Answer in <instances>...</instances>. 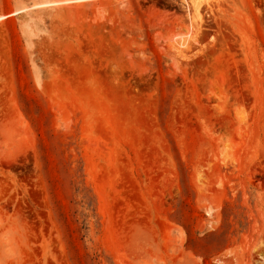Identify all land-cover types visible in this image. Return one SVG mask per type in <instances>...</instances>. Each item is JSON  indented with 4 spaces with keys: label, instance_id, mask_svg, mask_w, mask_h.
<instances>
[{
    "label": "rangeland",
    "instance_id": "374dc122",
    "mask_svg": "<svg viewBox=\"0 0 264 264\" xmlns=\"http://www.w3.org/2000/svg\"><path fill=\"white\" fill-rule=\"evenodd\" d=\"M201 1L0 0V264H264V0Z\"/></svg>",
    "mask_w": 264,
    "mask_h": 264
},
{
    "label": "bare ground",
    "instance_id": "6f19581e",
    "mask_svg": "<svg viewBox=\"0 0 264 264\" xmlns=\"http://www.w3.org/2000/svg\"><path fill=\"white\" fill-rule=\"evenodd\" d=\"M192 1V3H194V5H195V3H196V6H198L199 7V3H200V0H191ZM203 1V0H202ZM201 1V2H202ZM60 2V1H59ZM56 3V2H55ZM43 4H47V3H43ZM201 4V3H200ZM195 9H196V7H195ZM13 13H16V12H13ZM12 13V14H13ZM11 14V13H10ZM7 15H4V14H1L0 15V19H2V18H4V17H6Z\"/></svg>",
    "mask_w": 264,
    "mask_h": 264
}]
</instances>
